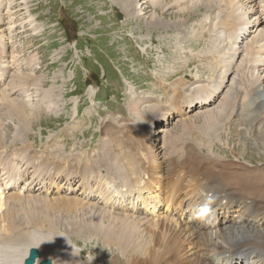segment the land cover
<instances>
[{"label":"rangeland","instance_id":"obj_1","mask_svg":"<svg viewBox=\"0 0 264 264\" xmlns=\"http://www.w3.org/2000/svg\"><path fill=\"white\" fill-rule=\"evenodd\" d=\"M118 1L0 0V33L4 34L0 41V60L7 55L3 62L7 64L13 61L11 77H8L6 82L3 78L0 91L6 86L7 89L17 90L25 84L30 85L27 96L34 103L31 109L25 106L24 114L28 124L21 123L25 125L21 127L16 122L19 114L8 112L4 110L5 106L3 108L0 105L2 123L0 132L4 139L6 138L5 144L14 147L15 144L27 140L34 145V151L43 152L42 155L49 158H56V162L59 161L63 168L72 166L79 173L85 161L93 160L107 145L115 144L130 149L134 162L140 163L151 175L150 181L142 188L146 190L142 196L149 202L155 200L158 203V197L162 196V192L167 200L170 191L174 190L173 184L179 182L181 185L179 193H183L188 190L191 182L196 179L202 180L200 176L206 174L208 170L205 168V173H202L193 171L192 168L194 165H200L202 157L200 155L205 149L203 155L207 156L204 157L212 156L221 161L224 159L225 171L228 173L235 172L240 166L247 171L241 177V184L238 186L241 188L249 184L243 190L253 185L250 184L253 183V171L263 173L261 180L264 183V137L260 136L264 127L260 124V127L255 125L258 122L253 123L255 117L252 116L253 113L247 116L241 110L235 109V118L231 120L229 117L227 124L221 123L216 132L214 131L213 138H210L209 131L204 133L201 127L203 123L201 125L199 123L202 114L208 112L207 110L213 112L219 108L217 103L229 94V89L238 87L240 79L239 74L231 73L224 87L219 88L224 74L221 67L231 61L229 45L220 37L218 28L214 26L215 15H220V11L211 9L207 5L208 0L194 2L161 0L160 7L154 4L150 12L146 13L145 0H139L137 11L142 19L137 20L130 18L127 12L121 9V3ZM213 4L216 5L217 2ZM126 6L129 8V3ZM184 6L190 7V10L185 11ZM154 11L160 15L166 14L164 21L166 25L148 27L146 20ZM119 13L123 17L121 20L118 18ZM213 13L215 15H212ZM9 14L11 18L7 19ZM184 19L186 22L183 24ZM177 29L180 31L177 32ZM209 30H213L214 35H211ZM4 39L7 43L6 49L1 46ZM222 52L226 56L222 55ZM29 65L32 67L31 70L26 69ZM259 71L258 75H261L264 81V67H260ZM27 73L32 75V81L19 83L20 85L11 88L15 76L18 77L17 74L26 76ZM242 83L246 85L244 81ZM200 86L217 90V102L206 106L204 102L192 101L196 108L183 105L184 97L196 96ZM52 90L55 95L46 96V102L37 101L39 97L35 96V91H41V94L45 91L48 94ZM17 94L20 92L11 98L14 97L18 102L23 100V97ZM248 94L249 92L246 93L247 96ZM258 96L263 101L264 91ZM137 99L142 100L141 107H130L131 103H137ZM248 99L253 102L257 99L258 105L257 96L249 94ZM257 105L255 113L263 114L258 112ZM176 107L182 109L183 115H178V112L163 115L164 111ZM187 118L197 120V122L194 120L196 123L194 132L182 130L180 124ZM203 133L206 134V138H203ZM148 135L152 138L154 152L159 155L158 166H151L152 160L149 158L151 151L140 146L148 140ZM170 138L171 141L183 139L189 144L195 140L201 150L200 153L194 152L195 157L187 156L186 161L180 163L184 170L176 174L174 170L179 162L168 159L169 152L173 150L169 144ZM207 146H215L217 150L213 151L212 148H206ZM161 168L163 173H160ZM213 169L216 172L219 167ZM151 170L154 172H150ZM222 173L221 171L220 174ZM158 176L164 179L161 192L155 186ZM78 185L77 182L76 187ZM155 193L159 195L150 199ZM239 197L243 199L240 195ZM182 199L188 202V198H184L183 195L179 200ZM160 204L157 208L159 212L156 211L158 212L156 219L162 220L160 228L162 230L164 226L171 225L172 219L166 220L167 208L163 206L161 199ZM242 211L244 212V204ZM90 212L86 210L83 215L88 216ZM94 212L96 215L99 214V210ZM212 212L210 209V214ZM70 215L77 214L71 212ZM226 216L227 229L242 230L238 203ZM71 227L73 226L67 223L54 230L60 233ZM161 232L157 234L158 237L162 236ZM68 234L67 237L70 235L72 237L70 240L72 246L83 253L82 264H157L158 261L157 258L148 261L146 260L148 258L140 259L135 253L134 257L129 259L128 255H132L133 252L125 253L112 242L104 241L102 237L97 239L96 236L87 234L78 238L74 233ZM149 234L151 235L152 231L148 232V236ZM188 236L181 235L177 239V244H181L182 249L187 248L190 254L194 250L186 246ZM156 242L158 245H155V248L162 250L163 243H160V240ZM168 257L166 252L160 258V263L180 264L178 257L173 262H169ZM238 258L236 256L233 259L238 261ZM59 261L75 264L71 258L59 257Z\"/></svg>","mask_w":264,"mask_h":264},{"label":"bare ground","instance_id":"obj_2","mask_svg":"<svg viewBox=\"0 0 264 264\" xmlns=\"http://www.w3.org/2000/svg\"><path fill=\"white\" fill-rule=\"evenodd\" d=\"M138 1L119 0L118 2L121 3V9L127 12L130 18L140 20L142 18L137 11ZM165 1L171 2L172 0ZM190 1L194 2V0ZM215 2H217L216 5L213 4ZM125 3H129L130 7L128 8ZM160 3L161 0H145L146 13L150 12L149 10L154 4L160 7ZM207 3L211 9L220 11V15H215V11L212 14L215 15L214 26L218 28L220 37L228 43L231 53V61L227 62L228 65L221 67L224 69V74L219 88L224 87L231 73L239 74L240 79L238 87L229 89V94L217 103L219 104L217 110L212 112L205 109L208 112L202 114L199 123L200 125L203 123L201 127L204 129V133L209 131L210 138H213L215 130L221 123L227 124L229 117L231 120L235 118L236 109L241 110L247 116L253 113L252 116H255L253 123L258 122L255 125L259 126L260 124L264 127V100L262 101V98L258 96L264 91V81H262L261 75H258L260 67H264V0H211V2L208 0ZM184 9L189 11L190 7L184 6ZM10 18L9 14L7 19ZM165 20L166 14L164 16L154 11L146 20V24L149 28L162 27L166 25ZM182 22L184 24L186 19ZM178 29L177 32L180 31ZM214 30L216 29L214 28ZM209 31L211 35H214L213 30ZM209 36L208 34L207 37ZM3 37L4 34L0 33V41ZM5 39L1 46L6 49ZM238 43L243 45H238ZM7 57V55L1 57L0 83L4 81L3 78L6 82V79L12 74L11 62L13 61L7 59L9 61L7 64L3 62V58ZM26 69L31 70L32 67L29 65ZM17 75L18 77L15 76L13 83H10L11 88L16 87L19 83L32 81L31 74ZM242 81L246 83L245 86ZM25 85L17 89L18 91L7 89V86L3 91H0L1 107L5 106L4 110L19 114L16 121L19 127L28 124L25 120V106L27 109L34 106V103L29 100L30 97L27 96L30 85ZM33 85L35 86V84ZM213 90L205 88V86L201 87L197 90L196 96H186L187 98L184 97L182 103L189 108H196L192 101L204 102L207 104L206 106H211L217 102L216 96L218 95V91ZM17 92H20L17 96L23 97V100L19 102L14 97L11 98ZM40 92L35 91V96L39 97L37 101L40 103L46 102V96L55 95L53 90L48 94L43 91V95ZM248 92L254 97H258V105L257 99L254 102L248 99L249 94L246 95ZM137 100V103H131L130 107L140 108L142 100ZM256 105L258 112L263 114L255 113ZM181 110L176 107L170 111H164L163 115L173 112L183 115ZM211 110L213 109L211 108ZM194 120L196 119H185L180 124L182 130L194 132L196 129ZM1 124L0 122V131H2ZM204 133L202 136L206 138ZM181 136L183 137V135ZM260 136L264 137V129L261 130ZM5 139L0 132V264H26L28 259L33 257L35 250L38 251L36 252L39 254V259H36L34 264H43L48 259L52 260L53 264H66L65 261L60 262L59 257L71 258L75 264H82L83 253L72 246L70 241L72 237L71 235L67 237L68 233H74L78 238L87 234L94 235L97 239L102 237L105 239L104 241L112 242L125 253L133 252L132 255L127 254L129 259H132L135 253L140 259L148 258L147 261L157 258V264H161L160 258L166 252L169 255V262H173L178 257L180 264H264V183L261 180L262 172L253 171V183H250L253 185L249 189L243 190L249 184L241 188L238 186L241 184V177L247 171L240 166L235 172L228 173L225 171L224 159L221 161V159L212 156L204 157L207 156L203 155L205 149L200 155L202 156L200 165H194L192 168L193 171L197 170L202 173H205V168L208 170L206 174L200 176L202 180L196 179L191 182L188 190L183 193H179L181 185L178 182L173 184L174 190L170 191L167 200L163 196L164 192H162V196L158 197V200L161 199L169 212H175L172 215H169V212L166 213V220L172 219V223L160 230L162 220L156 219L157 216L151 210V206L157 209L158 203L155 200L150 202L144 200L142 196L146 192L142 188L150 181L151 175L143 169L144 167L142 168L140 163L134 162V156L130 149L115 144L107 145L93 160L85 161L79 173L72 166L63 168L59 161L56 162V158H49V156L42 155L43 152L34 151V145L27 140L21 141V144H15L14 147H9L5 144ZM171 140L172 138H170ZM169 144L173 150L170 149L168 159L176 163L179 162L175 166L174 174L184 170L180 163H184L187 156L195 157V151L201 152L198 147L199 143H196L195 140L189 144L185 143L183 139H176ZM187 144L189 145L187 146ZM152 145V138L149 135L144 145L140 144L143 149L151 151L149 158L152 160L151 166L154 167L158 166L157 157L159 155H156L155 147ZM206 148L217 150L215 146ZM126 150L128 153H124ZM216 166L219 169L215 172L213 167ZM162 170L161 168L160 173H163ZM163 180L159 176L156 179L155 186L160 192L163 190ZM77 182L79 185L76 187ZM156 195L159 194L151 195L150 199L156 198ZM182 195L184 198H188V202L184 199L179 200ZM237 203L240 220H242L241 231L229 230L227 229L228 225L225 224L227 222L226 214L231 212ZM206 204L213 212L209 217L202 219L200 210ZM243 204L244 212L242 211ZM86 210L91 211L88 216L83 215ZM98 210L99 214L96 215L94 211ZM71 212L77 215H70ZM67 223L73 227L60 233L54 230ZM141 228L144 229L140 230ZM149 231H152V234L148 236ZM159 231H162L161 237L157 235ZM186 234L189 235L185 241L186 246H190L194 250L190 254L187 248L182 249L181 244H177V239ZM157 240L163 243L162 250L155 248V245H158ZM128 248L133 250L129 251ZM177 248L180 250L178 251ZM236 256L239 257L238 261L233 259Z\"/></svg>","mask_w":264,"mask_h":264},{"label":"water","instance_id":"obj_3","mask_svg":"<svg viewBox=\"0 0 264 264\" xmlns=\"http://www.w3.org/2000/svg\"><path fill=\"white\" fill-rule=\"evenodd\" d=\"M118 18L120 20L123 18L120 13L118 14ZM36 251L37 250H35L33 252V257L31 259H29L26 264H34L35 259L38 258V256H39V254L37 253L38 251L37 252ZM43 264H51V262L48 260V261H45Z\"/></svg>","mask_w":264,"mask_h":264},{"label":"clouds","instance_id":"obj_4","mask_svg":"<svg viewBox=\"0 0 264 264\" xmlns=\"http://www.w3.org/2000/svg\"><path fill=\"white\" fill-rule=\"evenodd\" d=\"M209 200H211V197H209ZM200 216L201 217H209L210 216V210H209L207 204L203 208H201Z\"/></svg>","mask_w":264,"mask_h":264}]
</instances>
